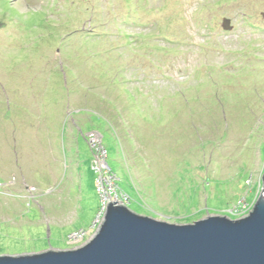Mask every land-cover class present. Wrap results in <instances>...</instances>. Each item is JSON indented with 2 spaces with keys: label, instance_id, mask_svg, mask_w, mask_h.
<instances>
[{
  "label": "rangeland",
  "instance_id": "374dc122",
  "mask_svg": "<svg viewBox=\"0 0 264 264\" xmlns=\"http://www.w3.org/2000/svg\"><path fill=\"white\" fill-rule=\"evenodd\" d=\"M139 1L0 0V256L83 246L98 232L101 204L110 194L114 196V189L129 194L127 207L136 214L179 225L209 216L241 218L249 211L243 209L244 201L251 204L260 195L264 0L223 4L162 0L160 6L167 8L161 15L140 13L162 36L154 41L164 47L159 52L175 46L178 50L167 55L151 54L146 47L135 50L128 57V76L133 72L130 66L143 67L150 76L148 82L153 80L150 86L160 84L163 96L185 83L184 74L196 67L214 77L225 76L226 71L234 77L242 73L248 86L231 96V101H237L246 94L231 116L222 113L217 99L202 94L199 100L187 101L188 107L182 102L173 107L174 128L170 123L153 128L151 123L138 122L143 118H135L125 119V131L121 84L116 85V78L111 84V79L92 72L99 71L107 55L115 51L90 45L88 37L117 33ZM160 2L151 0L153 6ZM225 17L233 30L224 28ZM142 30L150 31L148 27L136 31ZM252 38L262 41L244 42ZM110 39L115 36L110 34ZM222 48L232 51H225L226 55ZM202 83L205 91L212 88L220 97L231 95L225 85ZM103 84L116 89L94 91ZM26 106L25 112L35 114H28L33 122L39 121V110L47 106L51 131L57 130L60 113L69 108L60 129L65 138H57L55 149L52 133L48 129L45 133L40 125V130L24 128L23 135L17 131L14 154L13 125ZM91 121L100 133L87 132ZM196 121L200 127L207 124V136L213 135L207 134L210 128L216 129L217 137L211 138L217 142L209 153L192 145L198 133L189 132ZM81 130L84 135L77 137ZM127 182L136 186L137 193L130 187L124 191ZM242 202L244 212H232Z\"/></svg>",
  "mask_w": 264,
  "mask_h": 264
},
{
  "label": "water",
  "instance_id": "95a60500",
  "mask_svg": "<svg viewBox=\"0 0 264 264\" xmlns=\"http://www.w3.org/2000/svg\"><path fill=\"white\" fill-rule=\"evenodd\" d=\"M224 28L230 30L229 20ZM262 192L245 218L209 216L171 224L142 216L120 202L109 204L96 236L66 251L0 256V264H264Z\"/></svg>",
  "mask_w": 264,
  "mask_h": 264
},
{
  "label": "trees",
  "instance_id": "16d2710c",
  "mask_svg": "<svg viewBox=\"0 0 264 264\" xmlns=\"http://www.w3.org/2000/svg\"><path fill=\"white\" fill-rule=\"evenodd\" d=\"M224 1L226 0H219L216 2L218 4H223L225 3ZM162 3H164V1L161 0L159 5L154 3L155 6H153L151 3V0H140L137 8L136 9L134 8V10H130L129 11L130 13L127 15V18H124V20L122 21V29L116 30L117 33H113V31H109L110 33L106 35V38H98V36L96 35H91L88 37V42L90 45H94V47H98V48L99 47H109V48H113L115 51L113 55H107L104 63H102L99 66L100 67L99 71H92V72L94 74L100 73L104 79H111L110 80L111 84H112L113 78H116L115 80L116 85L117 83H119V85L121 84L122 86V113H123L122 130H125V131H127L124 127L125 119H130L132 121H135V118L139 120L143 118V120L138 121V122L144 125H148L147 123H151L150 125H152L153 128H156L157 126L164 127L168 123H170L171 126L174 128L173 115H172L173 107L176 108L179 102H182L185 107H188L189 104L187 101L191 102V101L199 100L201 99L202 94H207V97H209L212 100L217 99L219 103V108L222 111V113L224 115H229V116L232 115L236 107L235 104L245 102L244 100L246 99L245 98L246 94H245L244 96L239 95V98L237 101H231L232 95L236 93L239 94L240 89L242 87L248 86L247 80L245 79V75L242 73L240 74L241 76L237 75L234 77V76H228V73L226 71L225 76L223 73V75H218V77H214V76L208 75L205 70H202L203 67L202 68L196 67L193 73L186 72L184 74V76L187 79L185 83L182 81L179 84V88H176L173 93L165 95V96L161 95L162 91H161V94L159 92L161 90L160 84H158V86H155V85L150 86L153 80L148 82L150 76L144 72L145 69L143 67L141 70H136L137 68L135 66L129 65L132 68L131 70H133V72H130L131 76H128V70H130L127 68V64L129 61L128 57H130L131 54L135 52V50H142V49L147 50L151 48L152 51H150L149 53L154 54V55L163 52V51L162 52H159V51L162 50L161 48H164V47L160 46V43L158 41L154 42L155 38L162 37L161 35L159 36V34H157V29H156L157 27H155L154 29H151L152 24H150V21L148 19L140 17V13H143L146 17H149L150 15H153V14H156V16L161 15L163 10L167 8L166 4L163 7L160 6ZM146 27L150 29L149 32L145 30H142L140 32L136 31L137 29L141 30V28L145 29ZM110 34H113L115 36V39L111 40ZM254 40H256L255 41L256 43L257 40H260V38H255V39L252 38L250 40H245L244 42L248 41L250 45H253L251 43H253ZM165 49L168 52H163V54H166V55L170 52L178 50L176 46L165 48ZM236 50H239V49H236ZM222 51H224L225 53V51H232V50H226L222 48ZM51 52H53V50ZM225 54L229 55L227 53ZM92 72H89V73H92ZM89 73L88 75H92ZM165 78L166 77L164 76V79ZM203 80H206V82L212 85L227 86V89L225 91L231 95L223 94L220 97L214 93L212 88L211 90L205 91V86L202 83ZM137 82H139L140 85L136 84ZM132 83L134 84L132 85ZM108 87L110 86L103 84L102 88H95L94 91L102 93ZM115 89L116 88H111V90H115ZM151 96H153L154 101L151 100L150 98ZM68 109L69 108H67V110H65L64 112L60 113V117H59L60 124L57 130L55 131L50 130L51 117H50V114L48 113L49 109L47 108V106H45L42 109L43 111L39 110L40 113L38 115V120L42 121V122L38 121L39 123L35 121L33 122L32 119L28 120V114L35 115L32 112L31 108H30L31 111L29 113L25 112L26 110H29L28 106L24 108V113H22L23 110L21 109V111L16 116L17 118L19 116L20 120L18 121L17 119L15 122V125H13L14 126L13 127V130H14L13 139H15L14 145H13L14 154H16L15 151H18L17 145H16L17 144V137H16L17 131L21 135H23L22 131L24 128L40 130V125H42L45 133L47 132V129L50 130V132L52 133V136L54 137V142H55V145H54V149H55L57 138H61L62 141L65 138L64 134L60 136V129H61V125H63L64 119H67L66 117H67ZM34 110L36 109L34 108ZM148 112H151L154 115L151 114L148 116ZM48 121H49V125H47ZM90 123H91V126L87 127V132L96 131L97 128L94 126L93 121H91ZM197 123L198 121H196L195 124L190 128V132H189L190 135L196 132L198 133V134H195V141L192 142V145H195L196 147L201 146L202 149H204L206 152L209 153L210 151H212L213 145L217 142L216 139H215L216 141H214V138H211L213 135L217 137L216 129L210 128L211 130L207 134L213 133V135L207 136L204 133V130L208 127L207 124L203 122L202 126L200 127L199 124ZM96 132L98 133L99 131H96ZM79 133L80 134H77V137L80 135H84V131L82 130L79 131ZM102 140H103V137H102ZM105 150L106 149H104V151ZM122 152H124L123 149H122ZM51 153H53V151ZM55 154H58V152H55ZM13 159H14V155H13ZM14 163H16L15 159H14ZM259 164H261V162ZM122 166H123V163H122ZM262 168H263L262 171L264 172V166H262ZM150 171L154 172L153 167L150 168ZM110 174L116 176L115 174H113L112 170H110ZM114 184L115 186L116 185L118 186L116 181H114ZM126 187H130L134 189V191L137 193V188L136 186L133 187V184L127 182V184L125 185L124 191H126ZM114 191H115L114 193H120L118 192L117 189H114ZM121 193L126 194L130 198L128 193L126 192H121Z\"/></svg>",
  "mask_w": 264,
  "mask_h": 264
},
{
  "label": "clouds",
  "instance_id": "9594fccd",
  "mask_svg": "<svg viewBox=\"0 0 264 264\" xmlns=\"http://www.w3.org/2000/svg\"><path fill=\"white\" fill-rule=\"evenodd\" d=\"M262 15H263V17H264V13H262ZM224 20H223V22L225 21V20H228L227 19V17H225V18H223ZM231 20V19H230ZM150 24H152L151 26H153V27H151V29H154L155 28V24L154 23H152V22H150ZM229 24H230V21H229ZM230 28H232V30L234 29V25H232L231 24V26H229ZM228 31H230V30H228ZM94 136V135H93ZM102 140V139H101ZM104 152V155H105V157H104V162H105V164L107 165V167L109 168V166H108V163L106 162V158H107V154H106V151H103ZM110 169V168H109ZM264 172L262 171V173H261V175L263 174ZM105 180H106V178H105ZM248 182V181H247ZM104 183H105V181H104ZM103 182L101 183V184H103V187L105 188L107 185H105ZM258 183H259V191H258V193L261 195V192H262V178H260V180L258 181ZM111 185V184H110ZM109 185V186H110ZM107 188V187H106ZM115 192V191H114ZM116 194H118L119 196L122 194V200L120 199V200H116V197H115V193H114V196L112 195V194H110V196L109 197H106V198H110L111 197V201L109 202V204L110 203H112V202H120L123 206H126L127 207V202H129L130 201V198L126 195V194H123V193H116ZM260 195H258L257 194V199H255V200H253V202L251 203V204H249L248 202H246V201H244L245 202V204H244V202H242V203H240V207H241V212L239 211L240 210V207H238V206H236L234 209L235 210H232V212H238V213H240V214H242V212H244V210L243 209H249V211H248V214L246 215V214H243V217H241V218H245V217H247L252 211H253V209H254V207H255V205H256V203H257V201H258V199H259V197H260ZM105 198V199H106ZM105 201V200H104ZM103 201V202H104ZM109 204H108V206H109ZM243 204H244V206H243ZM108 206L106 207V209L104 210L103 209V203L101 204V213H100V215L98 216V222H100L99 223V229L101 228V226H102V224H103V222H104V219H105V214H106V211H107V208H108ZM242 206L244 207L243 209H242ZM128 208V207H127ZM236 215V214H235ZM227 217V216H226ZM207 218V217H206ZM229 218V217H228ZM241 218H237V219H241ZM202 219V218H201ZM229 219H231V218H229ZM159 220V219H158ZM232 220H236V219H232ZM97 221L95 222V224H97ZM163 221H165V220H163ZM193 223V222H192ZM99 229H98V231H99ZM97 234V233H96ZM83 235V234H82ZM84 236V235H83ZM96 236V235H95ZM81 240H83V238L81 239ZM90 241V240H89ZM88 241V242H89ZM87 242V243H88ZM86 244V243H85ZM84 244V245H85Z\"/></svg>",
  "mask_w": 264,
  "mask_h": 264
},
{
  "label": "built area",
  "instance_id": "2783aa9c",
  "mask_svg": "<svg viewBox=\"0 0 264 264\" xmlns=\"http://www.w3.org/2000/svg\"><path fill=\"white\" fill-rule=\"evenodd\" d=\"M116 200H122V194L119 196L118 194L115 193ZM111 201V197L108 199L106 198L105 201L103 202V209L105 210L106 207L108 206L109 202Z\"/></svg>",
  "mask_w": 264,
  "mask_h": 264
}]
</instances>
